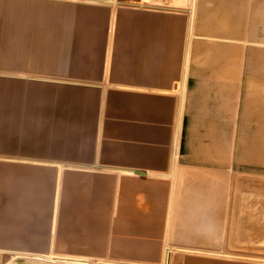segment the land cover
Here are the masks:
<instances>
[{"label":"crops","instance_id":"1","mask_svg":"<svg viewBox=\"0 0 264 264\" xmlns=\"http://www.w3.org/2000/svg\"><path fill=\"white\" fill-rule=\"evenodd\" d=\"M193 2L0 0L1 257L264 264V196L179 151Z\"/></svg>","mask_w":264,"mask_h":264},{"label":"rangeland","instance_id":"2","mask_svg":"<svg viewBox=\"0 0 264 264\" xmlns=\"http://www.w3.org/2000/svg\"><path fill=\"white\" fill-rule=\"evenodd\" d=\"M81 1L164 7L163 0ZM188 10L197 33L180 89L179 151L188 163L204 154L219 168L233 167L236 192L249 178L253 205L264 196V0H194ZM259 227L251 231H264ZM252 253L264 260V246ZM53 259L0 256V264H82Z\"/></svg>","mask_w":264,"mask_h":264},{"label":"bare ground","instance_id":"3","mask_svg":"<svg viewBox=\"0 0 264 264\" xmlns=\"http://www.w3.org/2000/svg\"><path fill=\"white\" fill-rule=\"evenodd\" d=\"M109 2H111V1H109ZM113 3V2H112ZM36 260H39V259H36ZM41 261H45V260H43V259H41ZM7 263V262H6Z\"/></svg>","mask_w":264,"mask_h":264},{"label":"water","instance_id":"4","mask_svg":"<svg viewBox=\"0 0 264 264\" xmlns=\"http://www.w3.org/2000/svg\"><path fill=\"white\" fill-rule=\"evenodd\" d=\"M19 264H31V263H19Z\"/></svg>","mask_w":264,"mask_h":264}]
</instances>
